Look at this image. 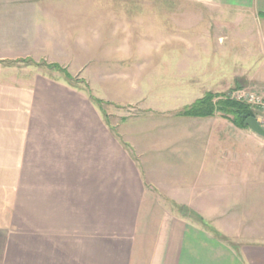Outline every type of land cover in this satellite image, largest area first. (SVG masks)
Instances as JSON below:
<instances>
[{
    "label": "crops",
    "instance_id": "obj_1",
    "mask_svg": "<svg viewBox=\"0 0 264 264\" xmlns=\"http://www.w3.org/2000/svg\"><path fill=\"white\" fill-rule=\"evenodd\" d=\"M181 1L248 13L264 26V0ZM172 2L63 3L60 7L78 11L43 15L52 34L46 39L56 32L66 33L64 39L114 38L100 27L107 26L102 23L107 7L131 8L127 15L117 12L116 19H137L140 4L153 8ZM97 7L99 15L92 10ZM93 23L98 31L88 28L80 36L70 31L69 25ZM257 36L264 39V31ZM259 55L264 57V51ZM80 56L84 72L93 71L95 60H87L91 53ZM120 63H115L121 65L117 72L138 71L137 63L125 68ZM103 67L96 71H106ZM11 70L0 67V264H264V244L233 248L205 218L214 216L213 201L219 200L221 155L215 157L211 148L210 159L204 158L208 150L197 141L204 119L145 110L118 116L109 127L77 87L57 77ZM98 78L110 92L100 86L103 94L96 97L132 103L124 101L123 77ZM157 198L189 206L206 222L164 206L155 219Z\"/></svg>",
    "mask_w": 264,
    "mask_h": 264
},
{
    "label": "rangeland",
    "instance_id": "obj_2",
    "mask_svg": "<svg viewBox=\"0 0 264 264\" xmlns=\"http://www.w3.org/2000/svg\"><path fill=\"white\" fill-rule=\"evenodd\" d=\"M53 1L57 3L50 5ZM79 1L86 0H0V67H9L15 74L23 70L57 77L87 97L90 94L100 103L97 107L109 127L116 124L118 116L145 110H166L168 117L179 116L210 94L215 96L211 102L214 107L221 101L249 106L264 128V66H260V58L264 57L259 55L264 51V39L257 36L264 26L252 21L250 14L172 0V6L166 7L163 3L159 4L162 7L153 8L140 4L135 8L140 16L137 19H116L117 12L127 15L132 9L113 4L107 7L108 17L102 18L107 26L100 27L106 36L114 38L64 39L66 33L56 32L54 39H46L52 34L46 29L49 25L43 24V15L76 12L77 7L60 5ZM92 10L99 15L102 8ZM98 26V23L69 25L70 31H76L78 36L80 31L90 28L98 31ZM165 34L169 37L165 38ZM119 36L123 38H116ZM84 49L92 55L87 60H95L91 72L83 70L85 60L80 54ZM169 50L171 53L167 55ZM120 62L124 68L137 63L138 71L117 72ZM103 65L106 71H96L104 69ZM100 74L114 79L123 77V89L127 91L124 101L132 103L117 105L96 97L104 89L99 85ZM104 90L110 92V88ZM251 96L255 102L250 100ZM233 118L220 112L202 118L197 127V141L208 150L205 159H210L207 155L211 148L215 157L220 152L219 200L213 201L214 216L205 218L220 228V238L234 248L240 243L264 244V139L234 126ZM155 202L153 206L158 211L155 219L161 218L160 208L164 206L206 222L189 206L159 198ZM210 203L207 201L205 205L211 206Z\"/></svg>",
    "mask_w": 264,
    "mask_h": 264
},
{
    "label": "trees",
    "instance_id": "obj_3",
    "mask_svg": "<svg viewBox=\"0 0 264 264\" xmlns=\"http://www.w3.org/2000/svg\"><path fill=\"white\" fill-rule=\"evenodd\" d=\"M8 65V64H7ZM89 99L95 103L97 106L100 105L98 101H96L90 94H88ZM215 96L214 95H207L203 99L196 102L190 109L185 110L184 112L178 114L182 117H189V118H209L214 115L215 112L222 113L223 116H233L232 124L236 127L247 129L244 126V121L247 118H255V114L252 113V110L249 106L241 103L226 101V102H218L217 106L212 105V100ZM100 110V108H99ZM102 113V110H100ZM103 114V113H102ZM104 116V115H103ZM183 210V209H180ZM186 214V213H185ZM190 216L195 217L193 214ZM196 218V217H195Z\"/></svg>",
    "mask_w": 264,
    "mask_h": 264
},
{
    "label": "water",
    "instance_id": "obj_4",
    "mask_svg": "<svg viewBox=\"0 0 264 264\" xmlns=\"http://www.w3.org/2000/svg\"><path fill=\"white\" fill-rule=\"evenodd\" d=\"M243 124L252 134L264 139V128L255 118H247Z\"/></svg>",
    "mask_w": 264,
    "mask_h": 264
},
{
    "label": "built area",
    "instance_id": "obj_5",
    "mask_svg": "<svg viewBox=\"0 0 264 264\" xmlns=\"http://www.w3.org/2000/svg\"><path fill=\"white\" fill-rule=\"evenodd\" d=\"M252 102H255V99L253 96H251V99H250ZM258 102V101H257Z\"/></svg>",
    "mask_w": 264,
    "mask_h": 264
}]
</instances>
